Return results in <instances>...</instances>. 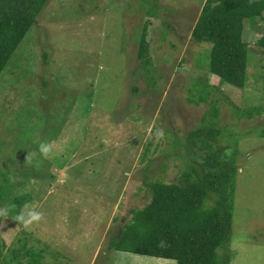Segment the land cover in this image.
<instances>
[{
	"label": "rangeland",
	"instance_id": "rangeland-1",
	"mask_svg": "<svg viewBox=\"0 0 264 264\" xmlns=\"http://www.w3.org/2000/svg\"><path fill=\"white\" fill-rule=\"evenodd\" d=\"M205 3L50 1L0 76V264L154 263L108 246L150 202L145 181H181L187 136L214 106L219 142L240 151L220 254L264 264V22H245L238 88L211 73L212 44L192 40ZM26 205L43 213L28 227L17 219Z\"/></svg>",
	"mask_w": 264,
	"mask_h": 264
},
{
	"label": "trees",
	"instance_id": "trees-1",
	"mask_svg": "<svg viewBox=\"0 0 264 264\" xmlns=\"http://www.w3.org/2000/svg\"><path fill=\"white\" fill-rule=\"evenodd\" d=\"M50 1L0 0V76ZM258 19L264 22V0H206L192 40L212 44L210 71L222 82L246 87L251 44L244 40L245 22ZM254 47L264 50V36ZM139 58L150 63L146 31ZM218 115L214 106L187 136L192 162H186L180 182L145 181L150 202L132 211L108 249L176 264L231 263L234 253L220 250L233 240L240 151L238 145L231 150L219 142Z\"/></svg>",
	"mask_w": 264,
	"mask_h": 264
},
{
	"label": "clouds",
	"instance_id": "clouds-1",
	"mask_svg": "<svg viewBox=\"0 0 264 264\" xmlns=\"http://www.w3.org/2000/svg\"><path fill=\"white\" fill-rule=\"evenodd\" d=\"M40 151L45 155L48 153L49 148L47 145H42ZM43 218V213L37 211L35 207L26 205L25 210L17 216V219L22 221L25 227L32 225L34 222H39Z\"/></svg>",
	"mask_w": 264,
	"mask_h": 264
},
{
	"label": "crops",
	"instance_id": "crops-1",
	"mask_svg": "<svg viewBox=\"0 0 264 264\" xmlns=\"http://www.w3.org/2000/svg\"><path fill=\"white\" fill-rule=\"evenodd\" d=\"M146 257H149V256H146ZM152 260H155V261H153L154 263H152V264H159V263H161V264H167V263H164L165 261L164 260H166V259H161V258H158V259H154L153 257H150ZM166 261H169V260H166ZM145 262H150L151 263V261H148V260H146ZM172 262V261H171ZM174 262V261H173ZM172 264H176L175 262L174 263H172Z\"/></svg>",
	"mask_w": 264,
	"mask_h": 264
}]
</instances>
